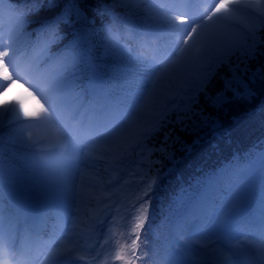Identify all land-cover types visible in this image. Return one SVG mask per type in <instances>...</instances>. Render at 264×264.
Here are the masks:
<instances>
[{
	"label": "snow or ice",
	"instance_id": "1",
	"mask_svg": "<svg viewBox=\"0 0 264 264\" xmlns=\"http://www.w3.org/2000/svg\"><path fill=\"white\" fill-rule=\"evenodd\" d=\"M125 3L126 0H112V6ZM3 5L4 0H0V7ZM48 6H53V0H48ZM141 10L155 21L159 36L157 41L151 42L147 54L141 53L147 71L132 116L125 117L123 111H115L107 119L113 127L105 143L117 147L116 175L108 182L109 187L120 182V174L126 171L122 165L130 162L133 156L140 155L149 139L169 123L182 124L181 131H184L187 128L185 120L196 123L193 115L204 123L214 119L203 109H193L201 92L205 93L207 101L217 107L229 99L251 102L256 95L245 82L244 74L250 71L248 62L255 60L259 48L264 47V36L258 35L264 33V0H146ZM104 32L114 50L124 51L120 47L125 38L122 32L111 27H104ZM46 33L37 38L36 48L30 51L27 43H22L17 34L8 33L5 37L0 31V95L15 85H20L22 89L18 96L0 101V109L14 106L24 121L43 122L45 131L39 136L29 132L27 139L34 146H39L41 152L51 154L63 150L60 161L69 167L71 157L81 150L86 125L81 113L77 115L74 108L51 103L49 84L62 68L64 59L43 63L50 43L56 39L54 30ZM233 56H237L234 66ZM225 63L230 65L231 79H225L223 91L208 95L206 85L215 69ZM258 76L264 80V72L260 69L251 74L253 80ZM229 91L231 98L225 95ZM147 99H155L149 112L144 111ZM28 100L33 102L31 107L26 104ZM173 111L185 115H177L176 121H172L170 114ZM232 119L235 121L236 117ZM136 121L141 123L137 126ZM222 131L227 133V129ZM195 143L199 141L194 140ZM172 144H179L181 152L192 151V145L174 136L171 130L164 133L161 146L152 151L163 153L167 160L175 164V152L167 150ZM158 163V160L152 161L149 169L152 164ZM159 176V169L156 175L142 171L136 181L142 195L136 197L140 203L135 209L138 214L131 226V236H134L131 242L121 243L116 237H124L125 233L115 232L109 227L108 236L99 248L103 250L109 240H114V252L96 251L91 256V264H97L101 255L103 260L99 264H109L110 260L120 264H143L149 256L145 249L150 244L146 238L142 240L141 235L143 232L146 237L147 232L152 230L151 194ZM257 178L264 193V150H251L248 164H229L210 177L208 189L195 203L181 194L170 208L173 215L164 255L155 264H264V199L258 222L240 218L244 195ZM221 191L224 194H219ZM115 211L119 214L121 208L116 206ZM111 212L112 207L109 206L102 214ZM111 222L116 224V215L111 216ZM106 223L100 216L95 217L87 239H92V233L98 239L99 229ZM20 233V227L15 224L0 228V262L41 264L34 242L30 238L21 239ZM249 233L256 234L255 239L249 241L255 253L254 260H249L239 244L234 243L238 235ZM47 248L45 264H74L75 260L85 259L79 255L81 250L95 251L92 245L84 248L79 240H72L71 237L53 242Z\"/></svg>",
	"mask_w": 264,
	"mask_h": 264
},
{
	"label": "trees",
	"instance_id": "2",
	"mask_svg": "<svg viewBox=\"0 0 264 264\" xmlns=\"http://www.w3.org/2000/svg\"><path fill=\"white\" fill-rule=\"evenodd\" d=\"M4 2L7 4L11 3L24 15V21L19 24L20 26L11 30V33L17 34L21 29L25 31L32 27L35 28L33 34L27 37V42L32 39L38 28L47 21L50 14L51 16H56L54 24L49 29L56 32V39L50 43L47 54L52 53L59 46H69L73 40L81 35V31H85L93 58L98 61L100 58H104L107 61L109 59L113 60L112 58L101 56L99 52L101 46L94 42V39L97 35L104 32V27H111L114 31H118L115 24L117 25L123 18L117 16L115 24H113L111 17L116 16L117 12H121V8L127 3L112 6V0H53L54 8L45 9L48 0H4ZM258 35L264 36V33H258ZM64 52V64L57 75L50 81V84L54 86L51 93H61V99L57 102L59 104L68 99L69 94L73 90L74 82L76 80L80 82V78L75 76L85 66L83 64V54L78 51L77 47L65 48ZM261 53H264V47L259 48L255 60L248 62L250 71L244 74L245 82L256 93L251 102L229 99L223 101L217 107L207 101L205 93L201 92L198 95V102L193 104V109L196 111L203 109L205 114L214 117V119L204 123L198 116L193 115V120L196 123H193L192 120H185L184 123L187 124V128L184 131H181L182 124L169 123L165 131L157 133L154 139L148 141L144 149L145 154L142 156L143 164L139 166V174L142 171H150V174L156 175L157 169L160 171L158 183L155 186L154 193L151 194L152 208L150 209V212L157 219L160 214L170 211V209L161 207L165 205L162 202V198H166L167 195L171 194L172 185L182 180L185 184H193L199 175H202V167L204 165L213 160L217 161L227 152L236 151L240 158H248L251 150L257 151L264 146V142L261 141V136L264 135V80H261L259 76L255 80L251 78V74L256 72L257 69L264 72V54ZM231 60L232 66H234L237 56H233ZM122 61L124 64V59ZM136 67L137 65L132 63L127 68H123L122 65H112L111 68L106 67L105 70L117 82L118 79L115 78V72H119L122 69L126 73L130 69L131 74L135 75L137 72ZM231 76L230 65L228 63L221 64L215 69V73L206 85L205 91L208 95L223 91L225 79H231ZM126 81L131 83V86L137 87L135 81ZM225 95L232 97L231 91L226 92ZM144 110L147 109L144 108ZM2 114H4V108L0 109V127L2 125ZM15 115L18 116L16 109L8 113L6 120L9 121L15 118ZM177 115L185 114L174 111L171 120L176 121ZM233 117H236L235 121H233ZM222 129H227V133L225 134ZM169 130L173 132L174 136H179L181 140L192 145L191 153L179 151V144H172L167 149L175 152V164L167 160L163 153L152 151V149L161 146L164 133ZM30 132L35 136L34 133H40V128H35ZM28 133L12 134L7 131L4 133L3 138L9 142L25 146L30 143L27 139ZM194 140H198L199 143L193 144ZM157 160L160 163L152 164L149 169V164ZM138 179L139 175L126 183V187L123 188L118 201L121 211L116 215V224H112V229L115 232L125 233L124 237H116V239H120L121 243H130L131 239L134 238V236H131V226L135 221V216L138 214L135 209L139 207L140 203L136 200V197L142 195V189L136 182ZM108 246L107 252H114V240H110ZM115 264H120V262L116 261Z\"/></svg>",
	"mask_w": 264,
	"mask_h": 264
},
{
	"label": "rangeland",
	"instance_id": "3",
	"mask_svg": "<svg viewBox=\"0 0 264 264\" xmlns=\"http://www.w3.org/2000/svg\"><path fill=\"white\" fill-rule=\"evenodd\" d=\"M154 103H155V99H147L144 105L145 107H151ZM136 125L138 126L137 123ZM107 146L109 145L105 143V139L100 144L99 143L93 144L92 147L83 149L84 156L82 158L89 155L90 152L91 153L94 152L95 155H101L103 154V148ZM27 158L30 160L29 161L30 166L35 171L34 176L36 178L42 179L43 184L47 185L49 189L48 192L49 193L58 192L59 187L55 183V179L59 178L58 172L60 173L61 176H63L62 167L64 166V164L56 163L55 161L49 158H46L44 156L35 155V156H27ZM77 166L78 165L73 164L72 162L69 167L64 166L65 169H68L70 173L72 174V176L70 177V181L72 183L70 184V188L68 189V192L66 194V197H65L66 200L62 199V201L68 204L67 205L68 210H66L64 215L61 216V221L66 220L68 221V224H67V230H65V237H63L61 241L67 240L71 236V229L73 228V225H74V218H73L74 212L73 211L76 210L77 208L78 195L80 193V181L77 176L78 170H76ZM262 194L263 193L261 191H257L256 193L257 198H259ZM255 205L259 206L260 204L259 202H256ZM248 214H249V211L247 209H244L243 211H241V217H243V220H246ZM254 216L256 218L260 217V215H258L257 213H255ZM58 227H60V225H58ZM59 232L60 231L58 230L56 235L59 234ZM91 241L94 243L97 242V237L95 233L92 234Z\"/></svg>",
	"mask_w": 264,
	"mask_h": 264
},
{
	"label": "clouds",
	"instance_id": "4",
	"mask_svg": "<svg viewBox=\"0 0 264 264\" xmlns=\"http://www.w3.org/2000/svg\"><path fill=\"white\" fill-rule=\"evenodd\" d=\"M20 87V85H18ZM2 91V90H0ZM9 95H11V93L9 91H6V92H3L2 95H0V101H4V100H7ZM38 153H39V148H36ZM0 264H11V261H8V260H5V261H2L0 262Z\"/></svg>",
	"mask_w": 264,
	"mask_h": 264
}]
</instances>
